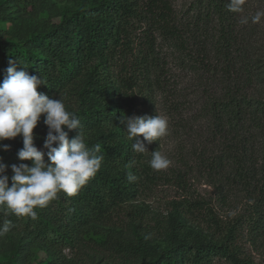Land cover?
<instances>
[{"label": "rangeland", "instance_id": "rangeland-1", "mask_svg": "<svg viewBox=\"0 0 264 264\" xmlns=\"http://www.w3.org/2000/svg\"><path fill=\"white\" fill-rule=\"evenodd\" d=\"M90 1L0 0V38L17 42L46 32ZM166 1L172 15L182 20L191 14L195 0ZM247 1L242 14H248L249 19L244 34L261 55L264 0ZM136 3L145 6L146 0ZM258 14L260 18L255 20ZM133 24L132 49L127 55L88 60L82 73L68 77L58 88L50 89L46 82L37 91L52 99L62 98L67 109L75 113L80 107L79 94L85 78L94 73V77L101 81L105 77L121 89L125 116L158 114L167 119L168 134L150 144L145 141L144 153L134 151L132 169L120 165L113 170H125L135 176L129 193L121 201H111L103 190L97 204L80 198L85 207L80 211L77 202L70 203L61 191L47 207L35 209L36 219L17 217L0 209V225L5 221L12 225L8 233L0 236V264L11 259L15 264H141L143 245L148 249V259L168 242V225L175 213L182 216L181 223L186 227L215 241L222 240L228 228L246 215L250 203L247 199L254 184L245 177V166H239L240 156L235 149L239 137L234 136L238 132L216 133L214 120L207 112L211 102L208 95L223 98L222 86L232 81L222 82L219 75L211 77L206 59L202 60L204 48L200 42L186 39L183 48L142 17L134 18ZM205 48L209 56L215 54L214 46L209 44ZM31 49L38 53L41 47L32 45ZM139 51L146 52L148 57L140 61ZM5 75L6 69L0 68V82ZM254 95L264 96V79L257 84ZM43 119L42 114L33 130L34 143L41 150L48 131ZM123 125L128 139L126 123ZM100 126L104 130L111 128L107 120ZM140 138L143 140L142 135ZM2 143L23 146L21 136ZM154 151L170 160L167 169L156 171L150 167ZM0 158L8 166L9 177L12 164L31 165L30 160L20 161L17 153L8 155L0 150ZM260 162L259 158L258 168ZM241 231L239 228L238 232ZM237 236L240 256L251 264H264V235L255 244L248 241L245 232ZM140 241L145 244H139ZM212 264L229 263L216 258Z\"/></svg>", "mask_w": 264, "mask_h": 264}, {"label": "trees", "instance_id": "trees-1", "mask_svg": "<svg viewBox=\"0 0 264 264\" xmlns=\"http://www.w3.org/2000/svg\"><path fill=\"white\" fill-rule=\"evenodd\" d=\"M229 3L230 0H195L191 14L177 20L166 0H146L145 6L138 5L136 0H92L46 32L17 42L0 38V68L7 69L9 59L15 60L17 70L23 69L30 75L41 74L46 77V85L55 89L68 77L82 73L88 60L104 61L115 54L127 55L132 49L133 19L142 17L183 48L186 39L200 42L204 50L199 51L203 53L202 60L206 59L211 77L219 75L222 82L232 81L222 86L223 98L218 99L213 93L208 95L211 102L207 112L211 113L216 133L238 132L234 136L239 137L235 147L240 156L239 166H245L244 175L254 184L247 199L250 203L246 215L228 228L222 240L215 241L186 227L181 223L182 216L175 213L168 225V242L148 259V249L143 245L141 264H212L216 258L229 264H251L239 254L237 235L245 232L252 244L264 235V96L254 95L257 84L264 79V54H258L254 42L244 34L249 19L248 14H242L248 1L244 0L239 10H229ZM209 44L214 46V55H208L210 52L205 47ZM32 45L41 47L40 52L35 53ZM141 52L140 61L148 57L146 52ZM93 74L85 78L79 94L80 107L75 114L81 121L87 146L91 148L99 143V154L104 160L95 177L78 194L67 196L62 192L70 203L77 202L80 211L85 209L80 198L97 204L103 190L111 201L123 200L129 193V173L113 170L120 165L132 169L134 155L132 144L124 134L121 89L111 80L104 77L101 81ZM105 120L111 124L109 130L100 126ZM65 130L69 138L77 132L66 127ZM9 146L6 151L0 150L15 155L23 147L19 143ZM220 162L217 158V163ZM6 264H15V260Z\"/></svg>", "mask_w": 264, "mask_h": 264}, {"label": "clouds", "instance_id": "clouds-1", "mask_svg": "<svg viewBox=\"0 0 264 264\" xmlns=\"http://www.w3.org/2000/svg\"><path fill=\"white\" fill-rule=\"evenodd\" d=\"M244 0H230L229 10H239ZM260 14L254 19L259 20ZM6 75L0 82V149L8 150L6 139L22 137L23 147L17 152L20 161L30 160L31 165L19 163L8 166L0 158V209L17 217L37 218L36 208L47 207L59 192L67 196L78 194L102 166L104 156L101 145L89 148L77 115L68 110L62 98L52 99L37 88L46 83L42 75H30L17 70L15 60L9 59ZM43 114L47 126L43 150L34 143V128ZM129 140H134L132 150L144 153L145 141L152 143L168 134V121L160 115L124 116ZM77 130L73 138L65 130ZM141 135L143 140H141ZM47 155V161L45 160ZM150 167L165 170L170 160L159 151L152 152ZM130 182L135 176L129 174ZM11 180V185L9 181ZM9 221L0 225V236L11 229Z\"/></svg>", "mask_w": 264, "mask_h": 264}]
</instances>
